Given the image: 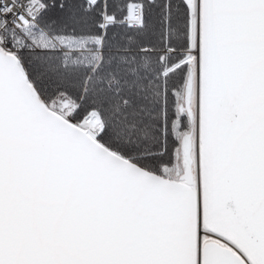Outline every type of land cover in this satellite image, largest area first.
I'll use <instances>...</instances> for the list:
<instances>
[{"label": "snow or ice", "instance_id": "6c2138e0", "mask_svg": "<svg viewBox=\"0 0 264 264\" xmlns=\"http://www.w3.org/2000/svg\"><path fill=\"white\" fill-rule=\"evenodd\" d=\"M0 264H264V0H0Z\"/></svg>", "mask_w": 264, "mask_h": 264}]
</instances>
